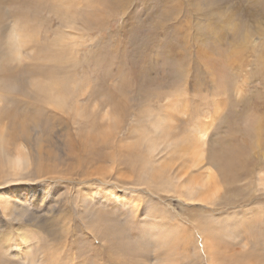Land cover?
<instances>
[{"label":"rangeland","instance_id":"obj_1","mask_svg":"<svg viewBox=\"0 0 264 264\" xmlns=\"http://www.w3.org/2000/svg\"><path fill=\"white\" fill-rule=\"evenodd\" d=\"M0 124V264H264V0H0Z\"/></svg>","mask_w":264,"mask_h":264},{"label":"bare ground","instance_id":"obj_2","mask_svg":"<svg viewBox=\"0 0 264 264\" xmlns=\"http://www.w3.org/2000/svg\"><path fill=\"white\" fill-rule=\"evenodd\" d=\"M9 36H10V31L8 37ZM13 36H15L16 42L14 43L13 47L10 48V53L16 52L18 54L19 52L18 44L20 42H17L18 41L17 33H15ZM55 102L56 105L59 107L60 101H55ZM5 127L0 124V163L3 162L4 167L10 166L11 168H14V170H17L21 168L24 164L29 163V161L33 157V153H31V151L33 152L37 151V149L40 147V144L38 143V140L36 138H32V136L21 137V135L18 132H15V130L13 133H10L12 131H8V132L7 130L5 131L4 130ZM204 134L205 133H202L201 137H203ZM152 147L153 146H151V148ZM230 150H231L230 153H238L235 150L233 151L232 148ZM37 153L38 155L41 154L39 151H37ZM108 190L109 192H104V193L110 196L113 190L112 189H108ZM195 196L191 192L188 193V199L190 200L193 201L196 200ZM46 198H47L46 196L43 197V193L41 192V190L38 189L37 186L32 187L31 185L28 184L20 185L14 183V185H11L10 187L6 188L5 191L2 192V195L0 196V213H2L3 217L13 219V217L16 215V212L14 211L15 207L19 208L23 206L22 203L29 202V204L31 203L33 206L37 205V208L38 207L42 208V203L39 206L38 204L40 201L43 202ZM106 198L109 199V197ZM103 202H110V201L104 199ZM14 203H16V205ZM136 209H139L138 206ZM202 234L203 236H205L204 248L207 256L206 259H208L212 264H216L215 257L212 251V247H214V243L212 242V240H210V237H208L206 233L202 232ZM217 264H221V263H217Z\"/></svg>","mask_w":264,"mask_h":264}]
</instances>
